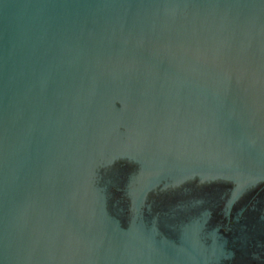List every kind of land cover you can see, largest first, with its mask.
I'll return each instance as SVG.
<instances>
[{
    "label": "water",
    "instance_id": "1",
    "mask_svg": "<svg viewBox=\"0 0 264 264\" xmlns=\"http://www.w3.org/2000/svg\"><path fill=\"white\" fill-rule=\"evenodd\" d=\"M120 160L135 210L264 181V0H0V264H164L111 210Z\"/></svg>",
    "mask_w": 264,
    "mask_h": 264
},
{
    "label": "flooded vegetation",
    "instance_id": "2",
    "mask_svg": "<svg viewBox=\"0 0 264 264\" xmlns=\"http://www.w3.org/2000/svg\"><path fill=\"white\" fill-rule=\"evenodd\" d=\"M111 174V210L144 236L164 264H264V181L195 178L150 191L138 210L125 188L137 164L120 160Z\"/></svg>",
    "mask_w": 264,
    "mask_h": 264
}]
</instances>
